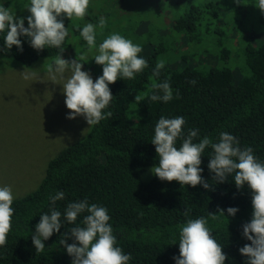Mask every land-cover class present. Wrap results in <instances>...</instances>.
Instances as JSON below:
<instances>
[{"label": "trees", "instance_id": "16d2710c", "mask_svg": "<svg viewBox=\"0 0 264 264\" xmlns=\"http://www.w3.org/2000/svg\"><path fill=\"white\" fill-rule=\"evenodd\" d=\"M0 2L5 7L11 5L17 16L28 15L26 0ZM106 2L108 10L103 15L107 23L96 42L118 32L149 51L138 53L148 67L132 80L117 79L109 84L111 116L90 125L82 136L49 159L33 189L23 195L13 193L14 211L6 243L0 247V264H70L71 258L58 242L71 225H62L44 240L41 252L36 253L31 244L39 214L47 212L48 196L56 190L65 194L63 200L56 201L59 210L67 202L83 198L107 208L117 244L130 254L129 264H174L172 257L178 255V247L171 243L176 225L186 219L185 210L195 218L234 206L238 209L235 215L224 213L225 221L217 214L209 227L226 254L224 264H244L246 257L237 249L250 243L241 235V226L251 214L250 194L246 187L237 191L230 177L214 183L206 168L209 149L200 157L201 176L209 183L208 189L145 177L147 168L155 163L149 139L160 115H181L186 127H195L200 136L213 140L218 132H229L241 146H251L253 154L264 160V16L252 5L254 0ZM114 7L124 9L128 18H108ZM99 10L96 0H89L83 18H64L70 36L65 37L61 56L87 49L79 28L85 21L96 24L102 16ZM159 15H167L170 22L160 25L163 32H151L150 23ZM127 20L132 22L131 30ZM18 38L21 48L13 45L0 50V57L29 65L41 56L57 54L52 48L35 50L24 37ZM2 45L0 40V49ZM159 59L165 63L154 77L152 68ZM161 80L168 81L173 98L166 103L150 101L147 97L152 84Z\"/></svg>", "mask_w": 264, "mask_h": 264}, {"label": "clouds", "instance_id": "9594fccd", "mask_svg": "<svg viewBox=\"0 0 264 264\" xmlns=\"http://www.w3.org/2000/svg\"><path fill=\"white\" fill-rule=\"evenodd\" d=\"M252 5L264 16V0H254ZM88 6L89 0H26L24 8L28 15L20 17L15 15L11 5L5 7L4 2H0V40L3 41L0 50L13 45L19 50L21 39L18 37H24L35 50L56 49L57 54L45 65L48 81L61 86L63 103L69 110L66 118L82 116L90 126L111 116L109 105L113 96L108 85L117 79H134L148 67V62L138 55L141 45L118 32H111L96 42L97 33L106 22L104 17H100L96 24L86 22L79 28V37L84 41L90 59L101 66V73L94 81L88 71L82 70L80 60L84 59L83 56L80 60L62 58L64 47L61 46L69 35L63 20L83 18ZM164 63L163 59L155 62L152 68L154 77L158 76ZM20 73L24 79L32 75L24 71ZM194 83L189 81V84ZM152 89L147 97L150 101L166 103L173 98V89L167 80L153 83ZM135 99L139 101L141 97ZM185 125L181 115H160L156 120L149 139L155 153L150 174L161 181L175 180L183 187L199 184L208 189L209 183L201 176L200 157L206 148L209 149L206 168L214 183H223L230 177L237 191L246 187L250 194V218L241 226V235L250 243L237 251L246 257L244 264H264V160L253 154L251 146H241L229 132L220 131L213 140L208 135L200 136L197 128ZM64 195L62 190H56L48 196V210L39 214L31 233L35 252H41L45 248L43 241L67 224L71 227L66 234H61L58 244L71 258L70 264H129L130 254L123 252L117 244L107 208L83 198L71 200L59 210L55 204L63 200ZM13 198L9 185L0 186V247L5 245L11 226ZM237 211L236 207L230 206L217 209L215 214L207 212V217L191 218L185 210L186 219L176 225L171 243L178 247V255L172 257L174 264H224L226 254L211 235L209 221H215L217 214L226 221L224 213L233 216ZM68 239L72 242L66 243Z\"/></svg>", "mask_w": 264, "mask_h": 264}, {"label": "rangeland", "instance_id": "374dc122", "mask_svg": "<svg viewBox=\"0 0 264 264\" xmlns=\"http://www.w3.org/2000/svg\"><path fill=\"white\" fill-rule=\"evenodd\" d=\"M148 2L152 4L151 0ZM96 5L101 9L97 13L101 12V17L106 18L103 15L108 10L106 0H96ZM173 13L174 10L170 16ZM112 15L128 18L125 10L118 7L111 8L107 17ZM168 20L167 15L156 16L150 23L151 32H163L160 25L166 24ZM126 24L131 30L132 22L127 20ZM98 34L101 35L100 32ZM142 52L149 51L141 46ZM81 56L84 59L80 60ZM51 58L41 56L31 64L23 65L0 57V186L9 185L12 193L18 195L33 189L41 179L49 159L89 128L82 116L66 118L69 110L64 106L61 86L48 81L45 71V65ZM62 58L80 60L82 70L88 71L93 81L101 73V66L93 63L87 49L77 55H63ZM22 71L32 75L24 79L20 73ZM149 168L145 179L153 176Z\"/></svg>", "mask_w": 264, "mask_h": 264}]
</instances>
